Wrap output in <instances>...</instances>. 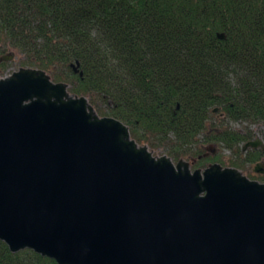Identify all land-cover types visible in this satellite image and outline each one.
Returning <instances> with one entry per match:
<instances>
[{"label":"water","instance_id":"1","mask_svg":"<svg viewBox=\"0 0 264 264\" xmlns=\"http://www.w3.org/2000/svg\"><path fill=\"white\" fill-rule=\"evenodd\" d=\"M0 240L58 264H264V182L155 156L67 83L20 67L0 78Z\"/></svg>","mask_w":264,"mask_h":264},{"label":"trees","instance_id":"2","mask_svg":"<svg viewBox=\"0 0 264 264\" xmlns=\"http://www.w3.org/2000/svg\"><path fill=\"white\" fill-rule=\"evenodd\" d=\"M0 50L21 53L23 66L67 83L138 144L194 169L225 163L204 142L240 153L254 136L215 126V107L264 124V0H0ZM263 158L262 148L243 154ZM0 264L58 263L0 240Z\"/></svg>","mask_w":264,"mask_h":264},{"label":"rangeland","instance_id":"3","mask_svg":"<svg viewBox=\"0 0 264 264\" xmlns=\"http://www.w3.org/2000/svg\"><path fill=\"white\" fill-rule=\"evenodd\" d=\"M2 54L6 55V58L8 60L2 62L0 66V78L4 76H9L12 74L13 71L18 70L20 67H22L24 64L22 63L23 55L15 50H6L3 51ZM218 110V109H217ZM214 112V111H213ZM216 116L212 117V123H216L215 126H218V124L223 123L227 127L233 130H237L240 132L250 130L253 133V138L251 140L255 139H261L263 140V144H261L259 147H262L264 149V124L259 122L254 123H248V122H240V121H234V120H228L225 116H222L221 114H218L217 111H215ZM203 139V137H202ZM249 141V140H248ZM247 141H242L238 147H240V153L237 152V146L234 145V147H228L223 142H216V141H206L203 144V148L205 152L212 153L219 157H223L225 163H220L221 165L227 167L232 166L231 160L236 161L241 164L240 167H238V170L241 171V173L245 174L246 176L250 177L251 179H256L259 181H264L263 176L264 173H256L253 168L256 164V162L249 163L243 160V154L246 153L249 149H252L250 147H247V149L244 151L242 150V147ZM149 148V147H148ZM149 150L152 152L155 156H160L162 154H165L169 156L166 152L163 150H153L149 148ZM170 157V156H169ZM171 158V157H170ZM183 160H186L190 164V168L194 169V167L191 166V160L182 158ZM173 161V160H172ZM261 161V160H260ZM174 163L176 161H173ZM264 163V158L261 161ZM228 164V165H227ZM235 167V166H232Z\"/></svg>","mask_w":264,"mask_h":264},{"label":"flooded vegetation","instance_id":"4","mask_svg":"<svg viewBox=\"0 0 264 264\" xmlns=\"http://www.w3.org/2000/svg\"><path fill=\"white\" fill-rule=\"evenodd\" d=\"M1 52H0V66H1V64H2V62H4V61H6V60H8V58H6V55L5 54H2V50H0ZM14 72V71H13ZM12 72V73H13ZM260 146V145H259ZM256 147V148H260V147ZM262 148V147H261ZM263 149V148H262ZM243 150V149H242ZM264 150V149H263Z\"/></svg>","mask_w":264,"mask_h":264}]
</instances>
